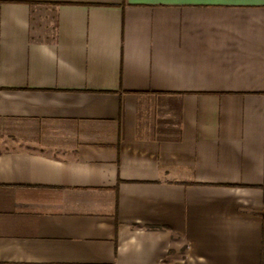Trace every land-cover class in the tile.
Returning a JSON list of instances; mask_svg holds the SVG:
<instances>
[{
  "label": "crops",
  "instance_id": "0c3cea01",
  "mask_svg": "<svg viewBox=\"0 0 264 264\" xmlns=\"http://www.w3.org/2000/svg\"><path fill=\"white\" fill-rule=\"evenodd\" d=\"M0 264H264V0H0Z\"/></svg>",
  "mask_w": 264,
  "mask_h": 264
}]
</instances>
